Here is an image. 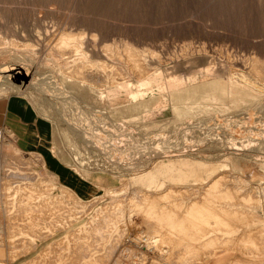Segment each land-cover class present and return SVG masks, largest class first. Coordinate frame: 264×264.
<instances>
[{
  "label": "bare ground",
  "instance_id": "6f19581e",
  "mask_svg": "<svg viewBox=\"0 0 264 264\" xmlns=\"http://www.w3.org/2000/svg\"><path fill=\"white\" fill-rule=\"evenodd\" d=\"M83 35L82 33L62 31L57 34L55 42L52 45L45 46L46 48L42 51L44 54H49L48 56L51 55V57L55 58L58 68L64 73H70L71 76L68 77V74L60 80L51 78L54 81L50 79V81L47 80L48 82L41 80L40 86L35 87L32 86L31 81L25 80L26 78L22 76L23 74L21 75L20 71L18 72V70L11 67L8 72L15 75L13 83L16 84L15 82L19 81L20 84L16 85L21 87L24 85L31 86V89H37V93L39 91L50 95L57 102L68 101L70 96L66 91L68 87L65 84L68 83V78L77 81V77L80 80L79 83L87 82L88 78L82 75L84 68L86 70L89 69L90 72L95 71L97 74H99L98 72H102V74L105 72L110 74L111 72L112 74L120 72V68L114 67L117 64L113 61L108 64L92 59L94 58L93 52H101L102 56L105 55L110 60L118 59L120 61V58L124 57V66H127V68L131 67L135 73H138L137 75L134 74V77L141 79L143 82L142 86L146 90L142 92H137L130 89L127 85L121 84V82H125L126 78L124 76L122 78L120 73L118 77L121 78L117 76L114 78L108 77L109 81L105 80L107 77L105 79L102 78L106 83L101 90L107 94V98L116 96L117 93L114 88H120L121 91L127 93L128 103L131 104L130 106H132L134 111L147 110L149 101H155L158 97L164 98V96L165 98L168 97V104L171 105L172 112L177 115L185 109L184 107L194 109L195 107L191 106V104L196 98L217 102L219 105L228 102L238 107L242 103L249 101L259 102L264 92V56H249V54L246 57L243 55V57L239 58L235 56L237 58L236 61L228 65V58L227 62L220 60L223 58L221 54H224L220 47L207 50L205 46L196 47L191 43H187L181 47V60L169 59L170 61L165 63L166 67L161 68L162 72H166L162 74L150 68L152 67L151 64L146 62V58L155 59L152 53H148L149 56L147 57L145 55L146 51L138 50L128 43H118V46L115 42L104 44L96 51L93 47L92 50L84 51L85 48H82ZM94 38V34H91L90 40L92 41ZM11 48H18L14 40L8 42L0 40V51L4 50L2 53L8 52ZM254 53L257 52L254 51ZM68 54H71V56ZM179 65L181 68L184 66L189 68L190 66L189 73L185 74L186 77H173L172 75L177 72L171 73L172 75L167 73L169 70H177ZM142 69L144 70L142 71ZM116 70L119 71L115 72ZM75 72H79L81 76L78 75L76 77L75 75L79 73L75 74ZM151 72L156 73V75L151 76ZM223 75L229 77L227 81L223 80ZM143 76H148V79L145 80ZM98 82L99 80L97 84ZM93 84L90 85L93 87ZM6 91L8 89L0 86V94ZM74 103L76 104V102ZM75 104H71V106L74 107ZM66 105L59 106L56 110L60 112L68 125L71 135L70 139L68 137V143L74 148L75 157L80 154L78 148V142L80 141L83 148L85 147V152L90 148L96 150L97 154L95 155L99 157L97 160L105 162L108 167L113 166L112 169L120 173L126 170L131 171L130 174H132L133 178L130 182L133 185L134 183H147L149 187L156 185L161 188L166 182L165 180H167L171 182L183 181L186 186L181 188L172 186L170 190L168 189L170 192L166 193L134 191L138 193L137 197L130 193V195L125 194L126 198L124 199L123 192H126L128 188L124 186L123 182L122 184L124 185H121L123 188L120 186L104 189L105 195L113 199L112 202L105 207L91 209L90 207L99 198L95 197L90 201L81 199L70 187L60 183L56 175L50 174L44 169L38 172L32 169L22 170L23 168L17 166L14 167L16 170H13V172H11L12 170L8 173L6 171V174L2 172L6 176L1 178L3 181L7 179L13 181L17 179L18 182L22 183L24 180L28 181L27 184H24V187L21 186L22 188L17 190L20 193L14 192L12 194L13 198L22 200L9 205L19 207L17 213L21 216L15 220L17 221V228L23 232H33L34 238L37 237L38 240L48 239L54 232L62 230L67 225L74 223L80 215L87 213L85 214L87 215L85 222L83 221L76 228L50 243L47 250L38 259L32 261V264H38V262L52 264V261L49 262L48 258L52 254H61V251H65V253H62L58 260L63 264H115L119 261H117V254H120V250L123 247H125L123 249H126V246L131 249L132 255L138 257L141 262L147 260L146 251L156 252L169 262L173 260L181 262L193 257L190 254L193 255L194 252H199L198 250L195 251L199 248L200 254H197L198 257L196 258L194 257L195 261L193 262L195 264H264V218L259 217L255 212L245 209V206L250 201H253L256 206L260 204L264 212V187L261 191L257 188V191L262 194L261 198H258L259 194L254 197L250 192L254 188L247 187L251 184L246 186L247 182L243 179L245 176L240 173L229 176L226 175V171H222L217 175L218 170L210 171L209 168H205L203 171H196L197 167L195 164L197 162L192 157L195 156V152H201L203 150L201 147L207 142L215 144V146H223L226 150H232L231 145L222 143L224 138L220 137L221 134L216 138L210 136L211 139L206 141L203 138V136L206 137L203 134L204 131L195 129L194 127H197L195 124L193 126L184 124L180 128V132L184 135L187 133L190 136L188 142L183 141L180 145L177 143L175 144L176 146H169L166 139H164L163 143L159 135L148 137L144 134L145 137L142 135L140 138L132 129H119V124L115 123L113 116L108 115L104 110H93V112L91 108L90 111L79 110L80 119H78L79 117L76 118L77 113H70V115L67 113L69 106L67 107ZM224 107L221 106L220 110ZM222 115L219 116L221 117ZM242 115L231 118L230 127L233 125L232 128H234L232 131L228 129L229 125L226 123L229 118H217L214 120L215 125L213 126L220 128L221 133L230 130L235 134L246 129L252 130L248 128V122L245 123V120H247L245 117L247 116ZM138 120L139 118L134 117L132 121L137 123ZM214 129H211L212 133L216 132V129ZM193 141L195 143H192ZM251 141L253 140L248 142ZM258 142H261L259 144L261 147L259 148L262 149L264 147V139L258 140ZM241 144L239 145L240 147ZM238 148L237 150L234 148V150L242 152ZM53 155L55 156V154ZM153 159H166L169 163H157L153 162ZM29 164L32 165L31 161L24 162L21 166L25 167ZM141 164H143L142 167L140 166ZM258 168L260 170L257 172L264 177V168L261 169L260 166ZM23 171L25 173H20ZM200 172H214L215 175L212 176L209 182L201 186L188 185L190 182H204L205 179L199 175ZM35 173H38V176H35ZM174 174H178L177 179L173 176ZM128 224L144 226L146 228L145 235L142 237H124L123 231L125 229L122 228ZM128 226L126 228L130 229ZM4 230L8 229L4 228ZM35 243V239L29 240L28 243L26 242L30 248L36 247ZM249 244L256 247L261 245L263 248L259 247L260 249L257 251L251 250L252 248H247ZM175 247L179 249L174 250ZM201 247L207 248V251L201 252ZM22 251L25 252V250ZM20 253L22 254L23 252ZM153 259L150 260L152 261Z\"/></svg>",
  "mask_w": 264,
  "mask_h": 264
},
{
  "label": "rangeland",
  "instance_id": "374dc122",
  "mask_svg": "<svg viewBox=\"0 0 264 264\" xmlns=\"http://www.w3.org/2000/svg\"><path fill=\"white\" fill-rule=\"evenodd\" d=\"M263 1L0 0V40H5V42L14 40L18 45L17 49L11 48L9 51L7 50L8 52L5 50L6 53H2L4 50L0 51V86L1 88L8 89L5 93L0 94V98L10 95L24 97L30 102L38 116L43 118L47 124V142L43 144V147L39 146L38 148H36L35 138L31 136L28 130L18 128L13 124L12 127L14 130L17 129L19 134L25 133L24 136H26L24 142H15L14 140L19 137L18 134L16 135L14 130L10 131L7 128L4 129L7 135L0 144V264H32V261L38 259V257L47 250L50 243L87 220V215H85L87 213L79 217L76 216L78 218L74 223L67 225L62 230H57L46 240H38L37 237L34 238L35 235H33V232H23L17 228V221L15 220L21 216L17 213L19 207L9 204L13 202L18 203V201L22 200L13 198L12 194L18 192L17 190L22 188L21 186L24 187V184H27L28 181L24 180L23 183L18 182L17 179H15L16 181L10 179L3 181L1 178L6 177L4 175L6 171V173H8L10 170H12L11 172L16 170L13 165L15 162V164L18 165V162L24 163L25 161L27 162L28 159H30L29 161H31L32 165L29 164L25 167L18 165L23 168L22 170L32 169L33 171L36 170L39 172L44 169L51 174L52 172L45 167L43 158L34 155L37 153L32 152H39V154L42 152L44 157L52 156V160L58 165L62 173L61 179L57 180L70 187L81 199L90 201L95 197L99 198V200L90 207L91 209L105 207L108 203L112 202L113 199L110 196H106L104 193V189L107 187H120L125 184L124 186L129 190V192L128 190H126V192L124 191L125 193L123 192V198L125 199V196L130 195V193L137 197L136 195H138V193L134 191L141 190L147 193H166L170 192L169 190L172 186L176 188L186 186L183 181L171 182L167 180H165L166 182L161 188L156 185L149 187L147 183H134L133 185L130 182L133 178L132 174H130L131 171L126 170L120 173L112 169L113 166L108 167L105 165V162L103 163L97 160L99 157L95 155L97 154L96 150L90 148L87 151L88 153L85 152V147L83 148L79 140L78 148L80 154L78 157H75L74 148L68 143V137L70 139L71 136L68 125L62 118L60 112L56 110L62 105L67 104L66 106H69L67 108V113L69 115L70 113H77L78 115H76V118L79 117V110L90 111L92 109V112L93 110H104L108 115L113 116L112 118L115 120V123L119 124V129H132L140 138L144 134L148 137L159 135L162 142L164 143V139H166L167 145L169 146H176L175 144L177 143L180 145L183 141L186 143L188 142L190 136L187 133L184 135L180 132V128L184 124H190L192 126L195 124V126H197L194 127L195 129L204 131L203 134L206 135V137L203 136V138L206 139V141L207 139H211V137H219L218 135L221 134L220 137L224 138L222 143L231 145L230 147H232V150H226L223 146H215V144L207 142V144L201 147L203 150L199 153L195 152V156L192 157L197 162L195 164L197 167L196 171H203L205 168H209L210 171H214V169L218 170L217 175L222 171H226V175L229 176L240 173L245 176L242 178L246 180V186L251 184L252 186L250 185L247 187L255 189V191L254 189L250 191L254 197H257L259 194L258 198H261L262 194H260V191L264 187V177L257 171L260 170L258 166H260L261 169L264 168V147L260 149L259 147L261 146H259V144L261 142H258V140L264 139V92L259 102L249 101L250 103H242L238 107L228 102L219 105L217 102L196 98L191 104V106L195 107L194 109L184 107L185 109L177 115L175 112H172L171 105L168 104V97L165 98L164 96V98L158 97L155 101H149L147 110L141 109L134 111L132 106H130L131 104L128 103L129 100L126 92L121 91L120 88H114L117 93L116 96L107 98V94L101 89H103L106 81L110 80L109 78L118 77L120 73L121 77L124 76L126 78L125 82H121V84L123 83L137 92L145 91L146 89L142 86L143 82L141 79H136L134 77V74L137 75L138 73H135L134 69L131 67H129L131 68L129 70L127 66H124V57L120 58V61H118V59H115V61L112 59L110 60L107 56L106 58L105 55L102 56L101 52H93L94 58L92 59L108 64H111L113 61L117 64L113 66L117 69L120 68V72L118 73L117 71L119 70H116L115 72L117 73H114L115 75L112 74V72L111 74L109 72H105L104 74L98 72L99 74H97L95 71L90 72L89 69L86 70V68H84L82 71L84 73H82V75L88 78V83H79L80 80L77 76L80 75V73L75 72V74L79 73L75 75L77 81L68 78V83L65 85L68 87L66 91L70 96L69 99L72 100L76 98V101H70L68 99V101L65 100L64 102V100H62V102L58 101L61 103L59 105L57 100H54L52 96L43 94L39 91L37 93V89H31V86H18L20 84L19 81L15 82L18 85L14 84L13 80L15 75L8 72V70L12 67V69H16L18 72L20 71L21 75L23 74L22 76L26 78L25 80L31 81L32 86L35 87L40 86L41 80L48 82L51 78L60 80L68 74V77L71 76L70 73H64L58 68L55 58L42 52L43 49L46 48L45 46L52 45L55 42L57 34L62 31L84 34L82 39V48H85L84 51L92 50V47L96 51L104 44H112L115 42L116 45L118 43H128L138 50L146 51L145 55L147 57L149 56L148 53H152L155 59L151 60V58H146V62L151 64L152 67L150 68L162 74L166 73L162 72L163 70L161 69L166 67L165 63L174 59L181 60V47L183 44L187 43H191L196 47L205 46L207 50L220 47L224 54H221L223 58H219H221V61L225 60L224 62H227L228 58V65L236 61V57H246L248 54L249 56H264ZM91 34H94L95 37L92 41L90 40ZM25 51L27 52L25 53ZM254 51L257 53H254ZM68 55L71 56V54ZM157 61L159 62L157 63ZM216 62L218 63L217 60ZM222 64L225 65L226 63ZM143 70L144 69H142V71ZM189 70L190 66L189 68L185 66L181 68L179 65L177 70H169L167 73L172 75L171 73L177 72L172 76L186 77L185 74L189 73ZM155 75L156 73L151 72V76ZM225 76L226 75H223V80L227 81L229 77ZM143 77H145V80L148 79V76ZM102 78H106V81ZM53 79L51 80L54 81ZM98 80L99 85L97 84ZM92 83H94L93 87L90 85ZM81 84L83 85L81 86ZM85 84L86 86H84ZM97 88L99 89L97 90ZM109 100H111L110 103ZM74 102H76L77 107ZM71 104H75L74 107L76 108L71 106ZM221 106H225L221 109L223 112L220 110ZM216 107H218V109H216ZM240 114H243L242 116H247L245 117L247 118L245 123L248 122V128L252 130L246 129L248 130L247 132L246 130H242V132L233 134L231 131L234 130V128H232L233 125L230 127V120L232 117L235 118ZM219 115L222 116L220 117ZM134 117L139 118L137 123L132 121ZM217 118H229L226 123L229 125L228 129L231 131L229 130L228 132L221 133L222 131L220 128H215L213 125H215L214 120ZM78 119H80V117ZM207 125L210 127H207ZM146 126H148V128H146ZM214 128L216 132L212 133ZM143 137H145V135ZM115 139H117V137H115ZM250 140L253 141L248 142ZM192 143L195 142L193 141ZM240 143H242L241 147L239 146ZM162 147H164V145H162ZM234 148L236 150L237 148L241 149L242 152H237ZM4 153H6V155ZM53 154H55V156ZM32 155L34 156L33 160H31ZM152 161L163 164L169 163L166 159H153ZM140 166L142 167L143 164ZM20 173L25 172L23 171ZM177 175L178 174H174L173 176L176 178ZM199 175L205 179L204 182H190L188 185L201 186L209 182L215 173L200 172ZM35 176H38V173H35ZM123 182L124 184H122ZM257 188L260 189V191H257ZM185 201L187 200L185 199ZM252 202L253 201H250L249 203L251 204L248 203L245 209L255 212L259 217L264 218L261 205L257 203L258 205L256 206V203L253 202V204L255 203L253 205ZM249 206L251 207L249 208ZM128 225H126V227L128 226L130 229L126 227L122 228L125 229L123 231L124 237H142L145 235L146 228L144 226ZM4 228L8 230L5 231ZM34 239L36 247H28L26 242L28 243L29 240ZM249 246H247V248H252L251 250L256 251L263 248L261 245H259L260 248L250 244ZM123 248L120 250V254H117L120 259L115 256L117 261H120H118L120 264H195V262H193L195 261L194 257L196 258L198 257L197 254H200L198 248L195 251L198 250L199 252H194L197 256L194 253L193 255L190 254L193 257L188 255L192 259L188 258L189 260H183L185 262L176 260L169 262L160 257L156 252L146 251L147 260L141 262L138 257L132 255L130 248L127 246L126 249ZM177 249L179 248H174V250ZM200 249L201 252L207 251L205 247H201ZM22 250H25L26 253ZM20 252L23 253L21 254ZM60 253H65V251H61ZM61 254H52L51 257L48 258L49 262L52 261V264H61L62 262L58 260ZM152 258L154 259L151 261L150 259ZM38 264L42 263L38 262Z\"/></svg>",
  "mask_w": 264,
  "mask_h": 264
},
{
  "label": "crops",
  "instance_id": "0c3cea01",
  "mask_svg": "<svg viewBox=\"0 0 264 264\" xmlns=\"http://www.w3.org/2000/svg\"><path fill=\"white\" fill-rule=\"evenodd\" d=\"M13 124L18 128L28 130L35 138L36 148L39 146L43 147V144L47 142V124L43 118L38 116L32 105L28 100H26L22 96L18 95H10L8 97L0 98V128L3 130L7 128L8 130H14ZM14 133L18 138L15 139V142H24L25 133H18V130H14ZM6 134V132H5ZM7 135V134H6ZM37 153L34 155H38L43 158L45 163V167L52 173H54L58 179L60 180L62 177V173L58 168V165L52 160V156L44 157L43 153L40 152H32ZM31 153V154H32ZM6 155V153H4ZM34 159L32 155L31 160ZM28 159L27 161H29ZM26 162V161H25ZM16 163V162H15ZM15 163L13 164L15 166ZM21 165V162H18ZM16 165L15 167H17ZM19 167V166H18Z\"/></svg>",
  "mask_w": 264,
  "mask_h": 264
},
{
  "label": "built area",
  "instance_id": "2783aa9c",
  "mask_svg": "<svg viewBox=\"0 0 264 264\" xmlns=\"http://www.w3.org/2000/svg\"><path fill=\"white\" fill-rule=\"evenodd\" d=\"M5 136H6L5 131L2 128H0V144L5 139Z\"/></svg>",
  "mask_w": 264,
  "mask_h": 264
}]
</instances>
